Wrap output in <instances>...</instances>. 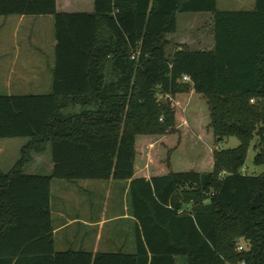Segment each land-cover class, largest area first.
Instances as JSON below:
<instances>
[{
    "label": "trees",
    "instance_id": "obj_1",
    "mask_svg": "<svg viewBox=\"0 0 264 264\" xmlns=\"http://www.w3.org/2000/svg\"><path fill=\"white\" fill-rule=\"evenodd\" d=\"M58 1L0 0V18L51 17L55 40L51 92L0 96V139L27 140L0 172V264H264V0L249 12L217 11L216 0H92L89 12H62ZM185 14L211 16V50L174 44ZM191 95L214 141L238 142L199 170L176 127ZM139 138L165 145L162 166L139 165ZM251 146L258 176L240 173ZM47 149L50 174L26 173ZM52 180L129 182L133 254L56 252Z\"/></svg>",
    "mask_w": 264,
    "mask_h": 264
},
{
    "label": "rangeland",
    "instance_id": "obj_2",
    "mask_svg": "<svg viewBox=\"0 0 264 264\" xmlns=\"http://www.w3.org/2000/svg\"><path fill=\"white\" fill-rule=\"evenodd\" d=\"M219 11H237L239 8L233 2L227 0H216ZM237 2L247 5L253 4L254 0H237ZM81 11V10H77ZM86 11V10H85ZM201 18H187L178 21V30L173 42H180L195 38L193 29L198 28L205 20V14H201ZM3 18H0V22ZM33 25L22 26L17 35L12 34V30L7 27L0 29V96L6 95L9 91L12 95H33V92H17L14 93L15 84L18 81V72L22 64L30 67V62L42 64L51 62L53 57V48L50 43L53 40V19H43L36 21ZM180 22V24H179ZM207 43V38H205ZM190 50H196L194 44L188 47ZM17 54V61L15 65L12 64L14 54ZM32 58V60H28ZM26 60V61H25ZM28 84V88L32 89ZM10 87L7 89L6 87ZM9 90V91H8ZM173 102V101H172ZM176 117V127L180 133L181 144H183V155L191 169H200L196 165L202 164L204 168L208 166L212 158V153L220 150L234 149L238 146V142L234 138H229L221 142H215L211 132L206 129L208 126L207 114L204 109V103L198 96H189L186 105L183 106ZM172 138V137H171ZM177 137L173 136L172 146L176 142ZM26 143L25 139H0V172L7 173L14 163L19 158V150ZM151 146V147H150ZM165 145L161 144L159 140H146L139 138L137 143V156L139 165H146L153 170L157 166H162L165 163ZM218 148V149H215ZM254 152L252 146L248 149L244 163V174L247 176H258L263 169L255 167L252 164ZM50 159L49 151L34 159H41V167L46 164L45 159ZM174 158L173 154L171 159ZM45 162V163H44ZM176 172L182 170H175ZM185 171V170H183ZM27 173L33 175L46 176L50 174L48 168L43 170L34 169V164L26 169ZM120 184V182H115ZM105 182L103 181H77L74 183H67L65 181L52 180L50 184V211L52 212V224L57 225L60 220L56 216L63 214V218L71 219H91L96 216L101 208L107 205V214L110 215L112 210H122V203H127V197L123 200L119 196L116 189L111 192L109 199L105 198L104 193ZM121 186L117 185V189ZM122 202V203H121ZM114 210V212H116ZM128 228L124 227L121 222L110 223L103 229V237L110 241L119 242L124 249V254H127V249L133 239L134 235L129 233ZM106 232L108 235H106ZM111 233L115 235H111ZM93 236L83 235V233L76 227H69L58 233L54 239V248L56 252L65 251H80L79 245L84 242H90ZM134 243V242H133ZM82 251V250H81Z\"/></svg>",
    "mask_w": 264,
    "mask_h": 264
},
{
    "label": "crops",
    "instance_id": "obj_3",
    "mask_svg": "<svg viewBox=\"0 0 264 264\" xmlns=\"http://www.w3.org/2000/svg\"><path fill=\"white\" fill-rule=\"evenodd\" d=\"M227 1L233 2L234 5L239 8V10L237 11L249 12V11H252L254 8V3L253 4L248 3L247 5H245V4L237 2V0H227ZM91 8H92V0H59L57 2V10L62 11V12H72V11L83 10V9H86L89 12ZM216 9L217 11H219L217 8V2H216ZM237 11L230 10V11H220V12H237ZM192 17L201 18L202 16L201 14L179 15L176 18V23L178 25L179 19L181 22L182 19H187V18H192ZM50 18L51 17L49 16L48 17H23V16L22 17H17V16L6 17V18H3V20L0 22V29L7 27L8 29L12 30V34L15 36L17 35L19 29L22 26L33 25L35 23H38L36 21H40V20L42 21L43 19L49 20ZM204 18H205L204 22L200 24L198 28L193 29L195 31L194 33L195 38L188 39V40H182L180 42H174V44H176L177 46H185L187 48L190 45L194 44L195 47L197 48L196 51L197 50H211L212 43H213L212 35H211V16L209 14H205ZM177 30H178V27H177ZM174 37L175 36H172V38ZM205 38H207V43H205L204 41ZM50 45L53 48V57H52L51 62L50 61L46 62L42 64L41 66L38 63H35V62L32 63L28 61L30 63V67H28L26 64H22L18 72V81L15 84L13 94H18L17 92L19 93L33 92L34 94L33 95H12L10 91L8 90L9 92L4 96H7V97L45 96L51 92L52 70L54 67V47H55L54 37ZM12 60H13L12 64L15 65V61H17L16 53L14 54V57L12 58ZM28 60H32V58H29ZM28 84H31L30 86L32 87V89L28 88ZM6 88L9 89L10 87L7 86ZM215 149H218V148H215ZM47 150L49 151V149ZM47 150L45 151V153L47 152ZM43 155H33L32 162L28 167L34 164L35 171L48 168L51 172L52 164L50 162V159L48 160L44 158L46 160V163L44 162L46 164L44 167L40 166L41 159L36 160L34 163V159L36 157H41ZM138 174H139V171L135 170V177H137ZM57 181H60V180H57ZM103 182H105V186L103 189H104L106 199H109L111 192L115 189H116V192H118L119 196L121 195L120 198H122V200L125 197H127V203L121 202L122 210L117 212V210L113 209L112 213L108 215L107 210H106L107 205H105V207L98 210L99 212L96 214L94 219L93 218L88 219L89 218L88 216H85L86 219H77V217H72L71 219H65L63 218L62 213L58 214L56 217L60 220L57 222V225L54 226L51 222L52 229H53L52 231L53 241L55 239V236L58 233L62 232L63 230L69 227L76 226L83 233V235L93 236V239L90 242L82 241V243L79 245V248H81L82 252L91 253L93 255L97 253L106 254V253H117V252L123 253L124 252V249L122 248L119 242H116V241L112 242L108 240V238H105V240L103 241L102 235H103V229L105 228V226L110 223H114V222L123 223L124 227H127L129 233L131 232L132 235H134L135 231L137 230L138 228L137 222L130 215L129 210H128L129 182H120V184H115V182L117 183V181H112V180L103 181ZM117 185H120L121 187L117 189ZM114 210L116 212H114ZM50 214H51V221H52L51 211H50ZM106 235H108L107 232H106ZM111 235H115V234L111 233ZM133 242H134V237L131 240V243L127 249V254H133L134 252ZM73 252H78V250L73 251Z\"/></svg>",
    "mask_w": 264,
    "mask_h": 264
},
{
    "label": "water",
    "instance_id": "obj_4",
    "mask_svg": "<svg viewBox=\"0 0 264 264\" xmlns=\"http://www.w3.org/2000/svg\"><path fill=\"white\" fill-rule=\"evenodd\" d=\"M260 205V201H259V196L255 197V199L253 200L252 204H251V208H257Z\"/></svg>",
    "mask_w": 264,
    "mask_h": 264
},
{
    "label": "built area",
    "instance_id": "obj_5",
    "mask_svg": "<svg viewBox=\"0 0 264 264\" xmlns=\"http://www.w3.org/2000/svg\"><path fill=\"white\" fill-rule=\"evenodd\" d=\"M183 81L186 82V81H188V79H187L186 77H183ZM169 100L172 102L171 99H169ZM251 103H252V101H251ZM244 172H245V171H244V169L242 168L241 171H240V173H241V174H244ZM240 250H241V247H238V248H237V251H240Z\"/></svg>",
    "mask_w": 264,
    "mask_h": 264
}]
</instances>
